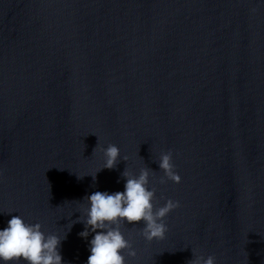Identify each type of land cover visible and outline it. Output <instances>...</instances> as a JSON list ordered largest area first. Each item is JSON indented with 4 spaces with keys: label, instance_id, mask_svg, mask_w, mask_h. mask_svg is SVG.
Returning <instances> with one entry per match:
<instances>
[{
    "label": "clouds",
    "instance_id": "1",
    "mask_svg": "<svg viewBox=\"0 0 264 264\" xmlns=\"http://www.w3.org/2000/svg\"><path fill=\"white\" fill-rule=\"evenodd\" d=\"M256 11V8L251 9L252 13ZM97 149L103 153L105 162L91 175L94 181L102 169L116 168L121 158L128 161L127 156L121 157L120 149L115 144L109 143L104 148L97 143L93 152ZM156 162L164 174L159 178L160 184L181 182V176L175 171L171 150L162 152ZM121 176L126 179L124 191H95L86 196L84 201H87V206L83 207V216L69 224L68 229L74 223H84L85 229L79 233L82 238L87 239L90 232L94 233L87 264H128L129 258L137 257V250L132 239L125 237L122 228L126 224L143 223L137 234L146 242L163 240L169 231L166 217L181 206L178 200L167 198L163 206L156 207L157 189L149 188L150 177L155 176L151 168L143 167L136 175L126 167ZM160 198L165 199L163 196ZM42 227L41 223L29 224L20 215H13L7 227L0 230V261L3 264H20L21 261L25 264H63L59 249L65 235L61 238L55 233L46 234ZM192 253L193 259L188 264H216L215 255L205 258L194 249Z\"/></svg>",
    "mask_w": 264,
    "mask_h": 264
}]
</instances>
